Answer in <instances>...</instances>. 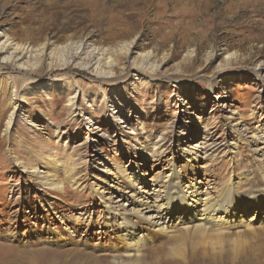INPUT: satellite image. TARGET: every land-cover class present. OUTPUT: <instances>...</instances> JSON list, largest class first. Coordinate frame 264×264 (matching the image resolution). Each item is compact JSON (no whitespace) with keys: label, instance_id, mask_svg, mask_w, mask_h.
<instances>
[{"label":"rangeland","instance_id":"374dc122","mask_svg":"<svg viewBox=\"0 0 264 264\" xmlns=\"http://www.w3.org/2000/svg\"><path fill=\"white\" fill-rule=\"evenodd\" d=\"M0 36L48 42L59 65L26 75L0 58V264H264L254 207H238L255 218L248 228L145 227L139 255L126 256L103 202L125 203L139 173L151 189L174 172L210 193L228 181L250 188L241 176L264 165V144L255 154L258 143H245L264 130V0H0ZM78 47L109 58L113 77L66 67ZM53 80L66 87L47 90ZM205 141L219 151L184 153Z\"/></svg>","mask_w":264,"mask_h":264},{"label":"bare ground","instance_id":"6f19581e","mask_svg":"<svg viewBox=\"0 0 264 264\" xmlns=\"http://www.w3.org/2000/svg\"><path fill=\"white\" fill-rule=\"evenodd\" d=\"M48 45V42H44L42 47L35 49L30 44H19L9 41V39L1 41L0 36V58L2 62L11 63L18 69L26 70L24 72L26 75L30 74L28 71L33 72V69L43 60H49L45 64L55 70L59 68V65L54 63L53 56L55 53H53V51L52 53L46 51ZM79 48L80 47L67 54L63 53L66 57L64 61L66 67H69L71 70H86L97 79L113 77L114 74L111 70L113 63L109 58L97 57L99 51L95 52L94 50H90V52L86 53L83 57L82 53L78 51ZM104 51L105 50H102L100 53L102 56H104ZM154 67H150L151 71L157 68ZM128 68L145 70V68L133 61ZM71 81L70 79V82ZM45 87L47 90H52L58 87L65 88L66 84L64 82L58 83L53 80L49 81ZM75 94L76 92L68 98L69 103L74 99ZM75 109L77 108L73 105L71 110ZM13 114L14 112L10 114L5 131H7L10 126ZM238 123L239 122H236L230 125L229 129L233 133L235 141L240 140L239 133L237 132L238 129L235 128ZM247 137H249V139L246 138L245 143H258L256 147L251 150L253 153L258 154L264 144V130H253ZM202 144L203 147H200L199 144L192 145L184 149V153L188 154L191 159L196 160L201 157V154H203L202 157H209L213 155V152L218 150L212 143H208L207 141ZM260 144H262V146ZM29 167L30 169L27 170L36 173L34 167L32 168L31 165ZM109 174L115 176L116 171H110ZM54 178L53 175L46 174V176H44L45 184L47 183L50 187L59 189L61 183L55 182ZM179 178L177 173L174 172L170 176L167 185L162 186L156 183L152 185L153 187L151 189L145 182V176L139 173L134 179L135 182H133L134 185H132L134 188L128 191V198H122L126 201L125 203L120 204L115 201L114 204H112L111 197L103 198L104 205L111 210L112 223L115 222L116 227L121 232L120 238L127 249L125 253L126 256L139 255L140 246L143 244L144 239V235L141 234V231L148 226L153 230L163 233L169 232L172 226L183 223H186V228H195L197 230H206L211 225L226 226L228 228L234 226L251 227V221H254L255 218L250 217L248 222H244L243 215L238 213L240 212L238 207L243 209L254 207L258 214H263L264 218V165L262 164H258L254 173L241 176L243 180H241L240 184H250V188L242 195L237 193L235 188L236 184L232 181H228L222 190L210 193L206 190L203 191L201 185L196 181L195 183L189 182L185 185L179 181ZM155 181L157 182V180ZM117 183L114 185L111 182V186L118 187L119 184ZM103 191L104 190H101L98 193L100 194ZM236 203H243V206H237ZM127 206H130V208ZM132 217L136 218L141 226L135 225L131 219ZM51 262L52 263L47 264H71L67 261L62 262L59 259L57 261L51 260Z\"/></svg>","mask_w":264,"mask_h":264}]
</instances>
